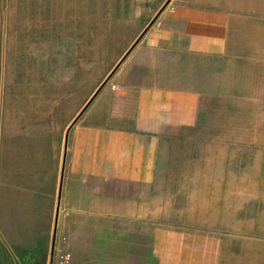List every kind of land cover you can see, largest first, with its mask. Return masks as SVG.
<instances>
[{"label":"rangeland","instance_id":"1","mask_svg":"<svg viewBox=\"0 0 264 264\" xmlns=\"http://www.w3.org/2000/svg\"><path fill=\"white\" fill-rule=\"evenodd\" d=\"M165 1L0 0V230L6 240L24 222L48 223L51 263L72 254L74 241L96 240L95 249L104 252L131 224L145 226V240L152 226L164 239L171 229L215 240L218 208L264 213V104L250 108L247 38L230 37L228 55L210 63L201 80L194 129L145 135L144 182L126 184L116 175L107 185L115 198L96 201L114 213L138 206L146 214L65 215L53 237L65 131ZM243 218L263 230L264 216ZM0 253V264H9L7 243Z\"/></svg>","mask_w":264,"mask_h":264},{"label":"crops","instance_id":"2","mask_svg":"<svg viewBox=\"0 0 264 264\" xmlns=\"http://www.w3.org/2000/svg\"><path fill=\"white\" fill-rule=\"evenodd\" d=\"M230 37L247 38L250 108L264 104V0H171L103 85L104 92H97L65 131L60 148L65 177L57 198L55 233L64 227L65 215L146 214L138 206L114 213L96 201L106 204L115 198L107 185L116 175L126 184L144 182L145 135L194 129L202 102L201 80L210 63L228 55ZM253 62L259 65L254 68ZM125 198L140 199L128 194ZM217 212L215 240L189 239L171 229L164 239L156 226L148 227L151 238L145 240V226L131 224L104 252L95 249L96 240L81 245L74 241L69 264H264V224L260 231L251 219L242 220L264 213L240 206ZM19 226L7 240L0 230V250L7 243L9 264H49L48 223ZM77 245L87 250L79 252Z\"/></svg>","mask_w":264,"mask_h":264},{"label":"water","instance_id":"3","mask_svg":"<svg viewBox=\"0 0 264 264\" xmlns=\"http://www.w3.org/2000/svg\"><path fill=\"white\" fill-rule=\"evenodd\" d=\"M171 0H166L164 2V4L162 5V7L159 9V11L157 12V14L155 15V17L150 21V23L148 24V26L146 27V29L156 20V18L159 16V14L164 10V8L170 3ZM145 29V30H146ZM144 30V31H145ZM144 31L139 35V37L135 40V42L131 45V47L126 51V53L124 54V56L122 57V59L117 63V65L114 67V69L110 72V74L107 76V78L103 81L102 86L111 78V76L113 75V73L116 71V69L119 67V65L122 63V61L125 59V57L129 54V52L132 50V48L134 47V45L139 41V39L141 38V36L143 35ZM101 86V87H102ZM101 87L98 89V91L101 89ZM97 91V92H98ZM96 92V93H97ZM95 93V94H96ZM94 94V96H95ZM93 99V98H92ZM87 106V105H86ZM55 219L57 220V216L55 217ZM54 235H55V229H54ZM53 248V247H52ZM53 251V249H52Z\"/></svg>","mask_w":264,"mask_h":264},{"label":"built area","instance_id":"4","mask_svg":"<svg viewBox=\"0 0 264 264\" xmlns=\"http://www.w3.org/2000/svg\"><path fill=\"white\" fill-rule=\"evenodd\" d=\"M70 258L71 256L69 253L62 254L61 256L58 257L55 264H69Z\"/></svg>","mask_w":264,"mask_h":264}]
</instances>
